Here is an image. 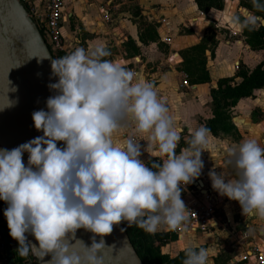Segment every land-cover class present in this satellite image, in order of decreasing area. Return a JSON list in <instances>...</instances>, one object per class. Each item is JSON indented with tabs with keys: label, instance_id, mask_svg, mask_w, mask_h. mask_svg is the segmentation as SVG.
Returning a JSON list of instances; mask_svg holds the SVG:
<instances>
[{
	"label": "clouds",
	"instance_id": "clouds-1",
	"mask_svg": "<svg viewBox=\"0 0 264 264\" xmlns=\"http://www.w3.org/2000/svg\"><path fill=\"white\" fill-rule=\"evenodd\" d=\"M251 2L255 12L242 9L233 17L249 31L264 26V16L256 14L264 12V2ZM109 55L102 46L91 52L76 47L51 59L58 79L49 88L56 94L47 98V111L32 113L43 135L0 148V201L7 204L9 236L22 258L31 253L44 264H103L97 255L106 245L103 237L122 222L151 234L165 227L188 230L191 211L181 198L182 186L200 177L211 131L203 125L192 131L188 147L177 154L182 129L154 85L104 59ZM129 124L158 146L166 157L162 163L145 164L134 136L114 142L113 134ZM227 157L234 176L226 181L225 173L210 171L213 190L237 201L244 217L264 218V147L245 140L231 145ZM80 229L93 234L92 242L80 240L82 251H74L65 241L77 239ZM209 255L210 247H188L182 264H209Z\"/></svg>",
	"mask_w": 264,
	"mask_h": 264
},
{
	"label": "rangeland",
	"instance_id": "rangeland-1",
	"mask_svg": "<svg viewBox=\"0 0 264 264\" xmlns=\"http://www.w3.org/2000/svg\"><path fill=\"white\" fill-rule=\"evenodd\" d=\"M91 1L88 0V3H91ZM228 1L226 3L224 2L223 9L220 10L224 14H215V11H213L214 13H211V11L208 13L197 12L198 14L193 17L194 19L191 20V24L198 25V27L192 28V30L193 33L195 32L194 34L197 38H200L206 26V31L203 33L202 38L198 42L196 41L194 45L180 49L182 63L175 68L176 72L170 71L166 67L161 69L165 75L164 79L167 81L161 85L163 89L162 93L167 98L169 114L173 118L176 126L182 129L180 141L187 140L191 137L192 131L204 125L211 118L212 103L209 93L212 88H216L218 79L230 76L233 77V82L237 83L240 81L237 77L239 72L249 73L263 58L261 51H253L250 49L242 32L237 37H233L231 34L233 30L238 31L239 25L233 22V17L241 13L242 9L240 7L255 12L251 0H238V2L235 0ZM32 2L33 0H25V3H27L26 13L30 9H34L39 13L44 11L46 0H37L36 5H33ZM71 2L72 0H66L68 5ZM261 2H264V0H261ZM19 3L24 7L23 3L20 1ZM84 6L89 7L90 5ZM80 7L85 12L84 17H87L83 21L93 31L89 33L84 30L82 22L76 19V17L70 18V14H68L69 10L66 11L63 16L62 25L67 27V31L64 34L65 51L67 54L75 50L76 47L74 46L77 40L79 42L77 47H83L89 52L98 46L104 47L110 53L104 59L111 60L125 67L126 65L122 61L131 59L137 54L133 51V42L129 39H124L120 33L114 34L113 37L108 35L109 37H106L102 41V35L99 34V27L106 26L110 28L113 22L111 21L108 25L103 22L99 23V21L94 20L95 15L90 9L86 8V10H83V5H80ZM262 13L257 12L256 14L262 16ZM202 14L203 17L198 19V16L200 17ZM111 18L113 19V17ZM222 20L224 25L220 22ZM201 22L204 23L200 25ZM217 24H220L221 27L216 30L215 25ZM75 28L81 30L79 35L74 33ZM174 30L180 36L189 35L192 31L186 28L181 29V27L179 28L177 26H175ZM141 31V35L143 34L142 36H145V41L148 42L145 44L146 48L138 51V55L145 60L147 58L158 67L164 55H168L169 46L164 45V43H158L157 41L154 44H150V37L155 32L152 24L143 26ZM231 39H235L231 42V45H225V41ZM173 47L176 49L177 46ZM249 50L253 51V53L248 54L247 52ZM179 61L180 58L178 55L173 56L171 59L173 64ZM176 73L188 75L189 80L191 78L197 79L200 83L196 85V90L180 89L177 93L173 92L172 87L176 82L175 78H179L180 82L182 81V77L177 76ZM205 75H207L208 80L204 79ZM157 83L159 84V81ZM259 96L260 93H255L253 97L258 98ZM228 114L231 117V123L234 127L228 132L219 133L218 136L211 135L205 151L202 152L204 167L200 177L197 178V181L200 180V187L203 186L204 180L205 182H211L209 177L210 171L221 170V172L225 173L227 180L233 178L234 170L226 165L229 147L245 141L248 135H252L250 139H258L262 133V128H264V123L261 124L264 121V112L262 113L260 107L254 105L253 99L240 100L236 106L228 110ZM119 132L113 134L114 142L117 144H119L117 138ZM139 138L141 140L142 150L141 159L144 162H147L149 159H157L163 162V159L166 157L159 155L158 146L149 143L147 134H140ZM257 142L261 147H264V136L260 142ZM215 215L220 224L218 228L204 236H199L201 240L196 241L199 237H189L187 239L193 243L191 247L194 249L201 246L205 248L210 247L209 264H222L237 254L238 247L236 246L235 238L239 231H249L253 234L260 232L264 234V218L257 216L244 217L241 214V207L237 201L232 200L228 202L224 200L218 203L215 206ZM178 246L177 248L180 249L178 253L172 247L165 248L163 251L169 256L175 254L173 256L175 257L188 248L183 249L184 246L182 247L181 242L178 243ZM173 257L171 256V258Z\"/></svg>",
	"mask_w": 264,
	"mask_h": 264
},
{
	"label": "water",
	"instance_id": "water-1",
	"mask_svg": "<svg viewBox=\"0 0 264 264\" xmlns=\"http://www.w3.org/2000/svg\"><path fill=\"white\" fill-rule=\"evenodd\" d=\"M51 59L39 30L19 1L0 0V148L10 150L43 135L35 129L32 113L47 111V98L56 94L49 88L58 79L52 75ZM62 146L63 142H58V147ZM23 159L27 164V153ZM92 235L80 229L77 239L65 243L74 251H82L80 240L90 246ZM28 237L36 243L33 236ZM96 239L99 242L101 238ZM103 239L106 245L97 254L103 264H142L122 223ZM35 258L37 264H44Z\"/></svg>",
	"mask_w": 264,
	"mask_h": 264
},
{
	"label": "crops",
	"instance_id": "crops-1",
	"mask_svg": "<svg viewBox=\"0 0 264 264\" xmlns=\"http://www.w3.org/2000/svg\"><path fill=\"white\" fill-rule=\"evenodd\" d=\"M36 1L37 0H33V2H32L33 5L37 4ZM235 1L238 2V0H235ZM224 2L226 3L229 1L224 0ZM80 5H83V7H82L83 10H86V8L90 9V11H92L95 15L94 20L99 21V23L100 22L105 23L103 20L104 14H108L111 17H113V19L111 18V20L109 22V23H111V21L113 22V23H111L110 28L106 27V26L105 27H103V26L99 27V34L102 35V37H101L102 41H104L106 37H109V36L113 37V35L116 33L122 34V37L126 40L127 39L131 40L135 46V47L133 46V51L137 54L134 55V57H132L131 59L122 61L126 65L125 68L130 70L131 68L135 67L132 64L133 58L136 61H140L141 67H144L145 70L144 71L138 70L137 71V73H138L137 77L139 78L140 81H147V82H151L147 78V76L151 77L153 79L152 80L153 84L155 86H157V88L160 90V93L162 95H163V93H162L163 89L161 88V85H163V83L167 82V81H165V79H164L165 75H164V73H162L161 69L162 68L164 69L166 67L168 70L176 72L175 68L179 64L182 63V58L180 56V49L194 45V43L196 41L198 42L200 40V38H202L203 33L206 31V28H205L206 26H205L203 33H202L200 38H197V36L194 34L195 32L193 33L191 20L194 19L193 17H195V15L199 13L196 9V6H195V3L193 0H92L91 3H88V0H72V2L69 5L66 3V0H65V12L69 10V13H68V14H70L69 17L70 18L76 17V19L81 21L82 25H84V30H86L89 33H92V31H93V30H91L92 28L88 27L87 23H85L83 21V20H86L87 17H84L85 12H83L81 10ZM84 5H90V6L85 7ZM74 7H77V8H74ZM73 9H74V11H73ZM240 9H245V8L240 7ZM102 11L104 13H101ZM211 13H214V12L211 11ZM221 13L224 14L223 11L222 12L215 11V14H221ZM240 14L241 13H239V15ZM201 17H202L201 15H200V17L198 16V19H200ZM222 19H224V18L222 17ZM158 21H163V22L159 23ZM220 22L223 24V20ZM109 23H105V24L108 25ZM149 24L153 25L154 30H155V34L157 37L156 40L151 41L150 44L151 43L154 44V42L157 41L158 43H162V44L164 43V45L166 44L169 46L168 55H164V57L161 60V62L159 63L158 67H156L147 58L145 60L140 55H138V51H142L143 48H146L145 44L148 42V41H145V39H144V41L140 39L141 32H142L141 28L143 26H147ZM175 26H177L179 28L181 27V29L186 28V29L192 30L191 34L180 36L174 30ZM66 28L67 27H64L62 25L61 34H62L63 40H64V34L67 31ZM166 28L169 29V34H168L169 35L168 37L170 39L169 44L163 42V40H162L163 39L162 32ZM239 28H240V30H239ZM239 28H238V31L241 33L242 28L240 26H239ZM80 31L81 30L79 28L74 29V33L76 35H79ZM234 40L235 39L229 40L230 45H231V42H233ZM64 42H65V40H64ZM78 44H79V42L76 40L74 47H77ZM172 45L177 46L176 49H174V47ZM225 45H227V44H225ZM230 45H227V46H230ZM173 53L178 55V57L180 58V61L176 64L171 65L168 63L167 59ZM247 53L252 54L253 51L249 50V52H247ZM155 67H156V70H155ZM176 75L181 76V73H176ZM158 81H159V84L157 83ZM175 81L176 82L173 84L172 90H173V92L177 93L181 89L180 88L181 82H180L179 78H175ZM255 93H260V96L258 98L250 97V98H246V99H251V100L253 99L254 105L256 107L257 106L260 107L261 112L263 113L264 112V88L258 90ZM257 96H258V94H257ZM164 97L167 100L166 96H164ZM168 105H167V107H168ZM262 123H264V121H262L261 124ZM127 128L128 127L120 130L118 137H117L119 144L123 143L124 138H123L122 134L124 133V131ZM251 136L252 135H248L246 137V140H248V138ZM263 136H264V128H262V133L259 136V142ZM139 137H140V134L138 133V140L140 141V144H141V140ZM140 159H141V157H140ZM145 164H146V162H145ZM215 172L222 173L221 170H217ZM225 179H226V177H225ZM226 181H227V179H226ZM181 198L185 203L187 202V198L185 197L183 192L181 194ZM6 207L7 206H6L5 202L0 201V264H25L26 258L20 257L18 255V253L16 252V249L18 248L17 247L18 246L17 241L13 240L9 236V229L7 226V220L4 216V209ZM160 232L166 233V232H168V229L166 227L161 228L160 230H158L155 233H160ZM204 235H206V234H200V235H195V236H183L181 238L177 237L176 241L163 244L161 246V252L165 248H169V247L171 248L172 247L174 249V251L178 253V251L180 250L177 248V247H179L178 243L181 242L182 247L184 246L183 249H185L186 247H191L192 246L191 244H193L190 240H187L189 237L196 238V237L204 236ZM198 240H201V237L196 239V241H198ZM175 248H177L178 250ZM14 252H16V253H14ZM162 253H165V252L163 251ZM174 255L173 254L170 255V257L171 256L173 257ZM224 263H222V264H224Z\"/></svg>",
	"mask_w": 264,
	"mask_h": 264
},
{
	"label": "built area",
	"instance_id": "built-area-1",
	"mask_svg": "<svg viewBox=\"0 0 264 264\" xmlns=\"http://www.w3.org/2000/svg\"><path fill=\"white\" fill-rule=\"evenodd\" d=\"M20 1V0H19ZM24 3L25 0H21ZM101 13H104L103 11ZM28 16L34 22L35 26L39 30L48 50L52 54H57L58 52H65V42L61 34L63 16L65 15V0H46L44 11L42 13L36 12L34 9L28 11ZM203 15V14H202ZM103 20L105 23H109L111 16L108 14L103 15ZM162 23L163 21H158ZM220 25H216L215 29H219ZM169 29L163 30V42L169 44ZM233 37L241 35L239 31H231ZM239 43V42H238ZM225 44L230 45V41L226 40ZM177 54H172L167 59L168 63L173 65L171 59ZM133 68L130 70L134 71L137 75V71H144L145 68L141 67V62L132 59ZM138 66V67H137ZM182 81L180 83L181 89L196 90L197 86L190 83L189 76L182 74ZM147 78L152 82V78L147 76ZM154 85V84H153ZM158 92V97L166 104L167 100L160 93V90L155 86ZM124 140L128 137L134 136L137 141L138 133H136L135 127L129 124L128 128L122 134ZM251 137L248 138V140ZM254 140L259 141V138ZM199 181L197 179L186 186H182L183 193L187 198L185 203L187 208L191 211L190 221L188 223V230L186 232L182 230L172 231L168 229V232L175 234L177 237L183 236H195L200 234H208L218 228L219 221L215 215V206L218 203L227 200L231 202L226 196L219 195L218 192L214 191L211 182L203 181V186H199ZM29 239V237H28ZM236 246L238 247V252L235 256L231 257L224 264H264V234L257 232L253 234L249 231H239L235 238ZM18 245V243H17ZM18 247V246H17ZM25 264H37L35 255L29 254L25 259Z\"/></svg>",
	"mask_w": 264,
	"mask_h": 264
},
{
	"label": "trees",
	"instance_id": "trees-1",
	"mask_svg": "<svg viewBox=\"0 0 264 264\" xmlns=\"http://www.w3.org/2000/svg\"><path fill=\"white\" fill-rule=\"evenodd\" d=\"M193 1L196 9L201 13L220 11L223 9L224 4V0ZM23 6L26 10L27 3L24 2ZM201 16L203 17V15ZM262 16H264V12ZM202 23L204 22H201L200 25H202ZM191 25L193 29L198 27V25ZM242 35L246 38L250 49L253 51H261L263 53V58L249 73L239 72L237 75L240 79L239 82H233V77L220 78L216 83V88L210 90L209 96L212 103L211 118L203 126L210 129L212 136H218L219 133H225L232 129L234 125L231 123L228 110L236 106L240 100L253 97L255 92L264 88V26H258L257 29L253 31L243 29ZM156 38V34L153 32V35L150 37L151 41H155ZM140 39L144 41V36L141 35ZM66 55H68L66 52H58L57 54H52V58L56 59ZM204 79L208 80L207 75H205ZM190 82L193 85H198V83H200L197 79L192 78ZM189 139L190 137L187 140H181L179 142L176 149L177 154L181 149L188 147L187 141ZM153 162L162 163L157 159H149L146 164L151 167ZM122 225L142 264H182L185 258V251L180 252L173 258L161 252V246L163 244L177 240L175 234L170 232L151 234L138 227L136 224L129 226L126 221L122 222ZM199 248L195 249L198 250Z\"/></svg>",
	"mask_w": 264,
	"mask_h": 264
}]
</instances>
